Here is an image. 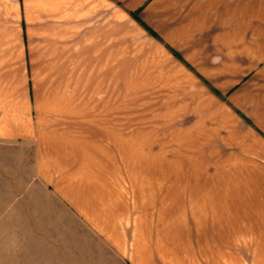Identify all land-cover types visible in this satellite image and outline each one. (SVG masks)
<instances>
[{
	"label": "crops",
	"instance_id": "crops-1",
	"mask_svg": "<svg viewBox=\"0 0 264 264\" xmlns=\"http://www.w3.org/2000/svg\"><path fill=\"white\" fill-rule=\"evenodd\" d=\"M135 69L189 120L191 173L120 136ZM40 187L97 239L63 264H264V0H0V225L45 231Z\"/></svg>",
	"mask_w": 264,
	"mask_h": 264
},
{
	"label": "rangeland",
	"instance_id": "rangeland-1",
	"mask_svg": "<svg viewBox=\"0 0 264 264\" xmlns=\"http://www.w3.org/2000/svg\"><path fill=\"white\" fill-rule=\"evenodd\" d=\"M154 47L152 43L151 49ZM123 58L120 56V61ZM135 58L140 56L135 55ZM132 66L140 68L143 64L139 62ZM119 77L120 83L130 84L117 88L120 136L125 134L139 139L138 145H130L135 150L132 153L134 158L150 160V174L191 173L190 159L197 158L199 152L189 149V137L184 134V123L189 120H175L169 116L174 114L175 104L165 102V94L161 97L163 103H160L158 73L135 69L120 71ZM144 81L155 85L146 87ZM161 115L163 118H160ZM126 155V151L120 149L119 157L124 163ZM180 163L181 166L176 168L175 165ZM39 190L40 228L47 229L40 230L36 238L34 233L32 236L30 232L18 231L20 226L13 219L11 223L0 225V264H63L62 256L71 253L70 258H77L80 248L83 251L85 249L83 255L94 258L97 240L94 234L87 229L85 231L73 215H64L62 208L65 205L57 198H47L41 187ZM43 213L48 215L43 216ZM34 239L38 241V255L35 257L30 248L26 247Z\"/></svg>",
	"mask_w": 264,
	"mask_h": 264
},
{
	"label": "trees",
	"instance_id": "trees-1",
	"mask_svg": "<svg viewBox=\"0 0 264 264\" xmlns=\"http://www.w3.org/2000/svg\"><path fill=\"white\" fill-rule=\"evenodd\" d=\"M150 32L154 33L153 31L150 30Z\"/></svg>",
	"mask_w": 264,
	"mask_h": 264
}]
</instances>
